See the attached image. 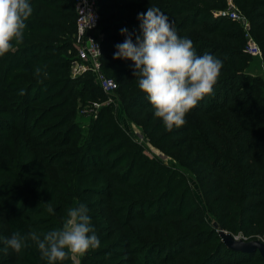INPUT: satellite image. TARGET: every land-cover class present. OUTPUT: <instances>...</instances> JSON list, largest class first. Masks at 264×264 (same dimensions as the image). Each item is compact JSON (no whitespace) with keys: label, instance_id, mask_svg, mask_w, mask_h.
Returning <instances> with one entry per match:
<instances>
[{"label":"trees","instance_id":"1","mask_svg":"<svg viewBox=\"0 0 264 264\" xmlns=\"http://www.w3.org/2000/svg\"><path fill=\"white\" fill-rule=\"evenodd\" d=\"M233 1L248 17L250 31L260 40L264 58V0ZM225 3V0H133L130 4H118L112 0H98L99 60L104 74L112 69L120 73L133 70L130 60L113 58L114 45L124 39L119 32L121 27H126L135 38L139 32L137 14L153 4L169 16L178 34L192 39L198 54L210 51L222 59L213 91L205 94L185 114V122L179 126L182 129L175 137L184 136V140L193 141L199 158L208 168L216 203L221 209L218 229L233 233L242 230L249 236V233L258 232V222L264 225V94L260 90L261 80L245 72L250 59L244 49L240 25L217 14L225 8ZM31 4L33 11L26 20L24 33L32 39L27 42L24 37L22 41L26 42L15 45V52L10 49L0 55V103L13 97L10 103L14 107L13 115L6 122L7 126H17L20 125L16 122L19 115H23L24 122L28 121L26 109L18 107L49 102V97H30L35 87L32 83L35 84L37 78L39 81L50 79L45 87L51 88V96L60 92L56 103L37 120V124L47 120H54L53 123L41 134L28 139L26 145L42 147L35 151L41 168L36 177H47L49 168L65 173L64 164L72 160L75 164L72 162L65 168L72 171L75 166L76 169L69 185L78 198L76 202H85L89 211L100 205L107 207L106 215L110 219L99 237L106 244L92 251L86 259L88 264H264V258L258 252H235L227 249L219 239L214 252L197 255L198 249L210 242L215 233L203 220L195 214L183 215L178 209L160 210L157 207L147 213L149 203L156 205L168 189L157 192L159 187L162 188L158 185L162 179L153 181L150 175L145 181H130L129 175L119 173V157L105 160L99 137L103 132L101 121L91 126L90 134L81 137L85 141L83 144L77 141L75 111L70 105H74L76 99H95L103 91L90 72L68 76L75 54L73 1L31 0ZM131 6H138L137 14L117 18V12L130 10ZM35 53L37 57H34ZM23 59L31 65L24 64ZM55 74L64 76L62 82L52 79ZM119 81V93L123 94L129 107L141 113L152 110L142 91L128 96L129 83ZM188 116H194L201 125L198 137L186 123ZM19 129L24 131V126L20 125ZM2 132L0 150L4 141ZM50 132L54 134L48 138ZM7 160L8 165L0 161V237L12 232L24 235L29 231L42 235L55 227L53 218L59 219L56 212L61 208L64 187L61 191L52 190L51 198L37 192L33 195L27 188L21 190L22 186L15 187L11 183L20 179L23 171L12 172L9 168L11 156H7ZM130 167L129 173H132L136 164ZM27 170L32 172L33 167L29 164ZM79 172H84V176L81 177ZM61 177L64 176L60 174L55 180L65 185L59 179ZM237 193L239 198H232ZM49 200L54 207L51 214L46 211L45 202ZM4 247L0 243V264H49L27 238L20 252L11 248L4 251ZM59 264H67L65 258Z\"/></svg>","mask_w":264,"mask_h":264},{"label":"rangeland","instance_id":"2","mask_svg":"<svg viewBox=\"0 0 264 264\" xmlns=\"http://www.w3.org/2000/svg\"><path fill=\"white\" fill-rule=\"evenodd\" d=\"M95 1L96 3L98 2V0ZM179 1L185 2V0ZM225 1L226 3L224 9H226L228 4H230V6L234 7L247 19L250 25L248 17L241 12L243 10L238 4H236L233 0ZM112 2L118 4H130L133 3V0H112ZM98 6L99 5L97 4V7ZM131 7L133 8L130 10L117 12V18L125 19L137 14L138 6ZM250 36L258 45L260 54L256 56L248 54L250 60L245 72L261 80L262 84L260 86V90L264 94L263 49L260 46V40L257 39L251 31ZM24 37L27 42L32 39V37L30 38L25 33ZM26 41H22L20 43H24ZM246 42L247 41L244 36V45H246ZM15 50L16 47L14 46L11 49V52H15ZM37 56L38 55L35 53L34 57ZM74 61H76V58L73 55L72 62ZM23 63H26L28 66L31 65V63L27 62L26 59H23ZM35 67L36 66H34V68ZM29 75L30 73L28 74V78ZM105 75L117 84L116 90L110 93L102 92L100 96L89 101H78L76 99L74 105H70L71 109L75 111L74 123L77 126V131L75 133V136H78L77 141L83 144L85 141H83L81 137L90 134L91 126L98 121H101L100 128H102L103 132H100L101 134H99V137L101 136L103 146L102 153L106 155L105 160L108 158L111 159L119 157V173H126V175H129L130 181H145L150 175L152 176L153 181L162 179L158 184L162 188L159 187L157 192L163 191L165 188L168 189L167 194L162 196L156 205L149 203L146 209L147 213L148 211H153L157 207H160V210L178 209L183 215H197L199 219L203 220L209 227L212 228V231L214 230L215 233L211 241L204 243V245L198 249L199 252L197 251V255L214 252L216 242L218 239L220 240L218 237L219 230L233 236L244 234L242 230H238L233 233L228 230L218 229V216H220L221 209L216 203L217 200L214 192L213 181L210 180L208 168L199 158L197 148L194 146L193 141L189 138H187L188 140H184V136L175 137L176 133H178V131L182 128L173 127L172 129H168L163 125L160 118L153 116L152 110L141 113L135 108L127 105L128 103L123 99V94L119 93L118 85L120 86L121 84L119 80H125L129 83L128 85L130 90H128V96L130 94L137 93V91H141L136 86V77L133 76V70L129 69L124 71V73H120L117 69H112L108 73L105 72ZM64 76L55 74L52 79L62 82ZM68 76H77L75 75L72 67ZM45 79L43 80L42 78V81H39V78H37V80H35V84L34 82L32 83L35 87L32 90L30 97L38 96L41 99L43 97H49V102L44 104L34 103L31 105L29 104L28 106L23 105L18 107H22L27 111V122H24L23 115H19L16 119L18 124L24 126V131H20V125L7 126L6 121H8V119L13 115L11 111H13L14 107H11L13 104H10L13 97L7 98L8 100L6 103H0V135L1 130H3L2 136L4 139L0 150V161L4 163V165H6L7 162L8 165L7 156H11L10 162L12 165L9 167L10 170L12 172H16L18 170L23 171L21 178L17 181H13L11 184L15 187H17V185L22 186L23 189L21 190H25L27 188L28 190H31L33 195H37V192L51 198L52 194L56 190L61 191V188L64 187L61 194L63 198L62 202L60 201L61 208L60 210L58 208V211L56 212L59 219L52 217L53 220L56 221L55 227H59L62 224L63 217L66 216L67 208L74 205L78 199L73 190L69 187L75 174L73 171H76L75 166H72V171H68V169L65 168L74 161L71 160V162L64 164L63 169L65 170L63 171H65V173H57L58 171L55 172L54 169L49 168L48 171L50 174L43 179H39V177H36V173H40L41 168L38 166V160H36L37 158L35 153L39 146H37L38 144L34 147L26 145L28 139H31L32 136L41 134L43 130H47L49 125H51L54 121L47 120L46 122L37 124L39 115L42 112H46L48 107L56 103V97H58V93H60H54L51 96V94H49L51 88L45 87L48 83L47 81L50 79ZM53 92L54 90L52 93ZM72 101L73 100H71V102ZM47 117H49V115ZM187 122L189 123L190 128H192L195 136L198 137L201 127L200 123L195 120L194 116H188L186 118V123ZM4 124H6V128H3ZM53 134L54 132H50L47 137L49 138ZM200 142H202L201 139ZM92 145L95 146L96 144L93 143ZM38 150H42V147L38 148ZM29 164L33 167L32 172L27 170ZM133 164L134 166L136 164V169L132 173H129L131 169L130 165ZM79 173L81 177L84 176V172ZM57 174H62L64 176L59 179H61L66 186L59 184L55 180L59 176ZM6 175L8 177V174ZM52 190H54V192H52ZM27 194H30V192L28 191ZM10 195H14V193H11ZM232 198L238 199L239 194H235ZM107 210V207L100 205L99 207H94L89 211V215L92 217V222L95 225V230L99 237H101V233H104L103 230H106L104 226L106 221L110 219L109 216L106 215ZM258 226V232L248 234L254 238V240H257V237H262L264 235V225L261 222H258ZM104 244H106V242H104V240H100V245L95 249L102 247ZM95 249H90L83 254L69 253L65 257V263L88 264L86 259Z\"/></svg>","mask_w":264,"mask_h":264},{"label":"clouds","instance_id":"3","mask_svg":"<svg viewBox=\"0 0 264 264\" xmlns=\"http://www.w3.org/2000/svg\"><path fill=\"white\" fill-rule=\"evenodd\" d=\"M32 11L31 0H0V55L22 42ZM137 19L139 32L134 39L126 27L119 29L124 39L114 45L113 58L132 62L136 86L146 96L153 116L168 129L179 127L185 122V114L213 91L223 61L210 51L198 54L192 39L178 34L169 16L155 4L138 13ZM45 204L46 211L53 213L50 200ZM26 238L49 264H59L69 253L83 254L100 245L83 201L69 206L62 224L42 235L29 231L0 237L5 246L2 250L20 252Z\"/></svg>","mask_w":264,"mask_h":264},{"label":"built area","instance_id":"4","mask_svg":"<svg viewBox=\"0 0 264 264\" xmlns=\"http://www.w3.org/2000/svg\"><path fill=\"white\" fill-rule=\"evenodd\" d=\"M75 11L76 34L74 40L76 61L71 63V67L75 75H81L90 72L95 82L99 85L104 93H110L116 89V83L108 78L101 69L100 55V32L97 3L95 0H72ZM221 17L237 22L246 38L245 50L248 54L256 56L260 54L258 45L250 36V25L247 19L241 15L234 7L228 4L226 9L220 10L218 13ZM98 50V51H97ZM235 239L243 241L254 240L251 236L241 234L234 236ZM264 244V235L256 238Z\"/></svg>","mask_w":264,"mask_h":264},{"label":"water","instance_id":"5","mask_svg":"<svg viewBox=\"0 0 264 264\" xmlns=\"http://www.w3.org/2000/svg\"><path fill=\"white\" fill-rule=\"evenodd\" d=\"M218 236L227 249L241 253H255L264 258V244L258 240L243 241L235 239L233 235L219 230Z\"/></svg>","mask_w":264,"mask_h":264}]
</instances>
